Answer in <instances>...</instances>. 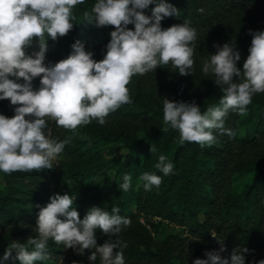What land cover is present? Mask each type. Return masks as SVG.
Returning a JSON list of instances; mask_svg holds the SVG:
<instances>
[{
	"label": "trees",
	"instance_id": "16d2710c",
	"mask_svg": "<svg viewBox=\"0 0 264 264\" xmlns=\"http://www.w3.org/2000/svg\"><path fill=\"white\" fill-rule=\"evenodd\" d=\"M96 2L85 0L73 9V29L56 41L49 38L47 54L54 53L65 59L72 52V44L80 41L86 51L97 56L96 61L104 58L110 33L115 28H98L88 22L87 14ZM160 2L154 0L145 14L150 15L151 9ZM165 2L179 9L181 15L164 17L161 21L163 29L187 21L199 35L209 29L212 22H221L231 13L236 14L235 22L230 28L222 24L215 28L217 34L213 40L205 37L200 52L193 53L192 74L179 75L171 63L145 75L136 74L127 85L131 103L111 113L103 126L96 120L81 126V130L93 135L97 142L123 143L128 151L119 166L121 172L117 169L112 177L106 175L89 182L91 175L109 162L103 161L91 146L83 147L80 138L62 129H56L52 139L63 141L69 136L72 139L60 154L62 158L58 164L52 162L53 169L10 175L0 172L5 180V186L0 187V237L10 244L27 243L28 238L38 237L35 229L40 208L46 206L53 195L67 193L75 200L73 207L81 219L93 206L110 213L113 207L120 209L118 214L131 221L119 235L122 243L127 245L121 250L124 259L133 264H194L198 258L206 259V252L215 251L211 243L194 249L188 247L185 238L177 232H165L170 223L188 227L200 240L217 239L219 233V237L223 234L237 239L242 246L264 251V93L253 96L245 115L229 111L224 118L225 128L233 130L235 137L229 138L227 134L213 130L215 142L211 147H201L195 142L180 144L179 131L163 125L164 97L174 102L195 101L202 113L209 106L219 105L222 93L214 83L215 76L203 73V62L216 53L214 45L223 46L232 41L241 53L237 67L243 70L253 38L250 30L264 31V0ZM128 28L134 30V25H128ZM34 44L39 47L38 41L34 40ZM18 82L23 83V80ZM39 86L40 77H37L33 80L34 90ZM0 114L3 115L2 110ZM48 124L50 126V121ZM153 145L156 147L154 154L150 151ZM160 155L173 164L172 174L164 176L155 168ZM145 172L162 177L158 189L155 186L151 191L144 189L139 177ZM125 174L130 175L132 181L130 189L122 192L118 184L123 183ZM143 216L150 217L148 222L142 219ZM212 228L217 231L215 237L210 233ZM157 233H161V237ZM95 235L98 246L109 239L100 229ZM63 249L62 244L49 240V259L35 264H58ZM29 250H32L31 246ZM91 251L85 250L83 255L74 251L75 264H92L88 259ZM96 264H99V258Z\"/></svg>",
	"mask_w": 264,
	"mask_h": 264
},
{
	"label": "clouds",
	"instance_id": "9594fccd",
	"mask_svg": "<svg viewBox=\"0 0 264 264\" xmlns=\"http://www.w3.org/2000/svg\"><path fill=\"white\" fill-rule=\"evenodd\" d=\"M84 3L85 0H0V100H10L17 106L12 118L0 114V172L10 175L53 169L52 162L72 137L52 139L48 122L73 134L92 120L103 126L111 113L131 103L127 85L134 75H145L169 63L181 76L192 74L196 30L187 21L163 29L164 17L181 15L165 0L152 8L150 15L145 10L154 0H97L87 14L88 22L98 28H115L104 58L94 60L93 53L77 41L67 58L46 66L49 38L56 41L68 34L74 26L73 9ZM128 25H134V30ZM250 35V54L243 70L237 67L241 53L232 41L214 45L216 53L203 62V73L215 76L214 83L222 93L219 105L209 106L202 113L195 101L163 98V125L179 131L180 144L195 142L211 147L215 142L213 130L234 138L235 132L225 128L224 118L229 111L245 115L253 96L264 93V31L250 30ZM34 40L38 41L39 51L27 54ZM37 77L41 78L40 87L34 90L33 80ZM21 79L23 83L18 82ZM150 151L156 152L155 145ZM173 167L164 155L155 164L164 176L172 174ZM139 180L146 191L154 186L158 189L162 183L161 176L150 172L143 173ZM131 181L132 177L125 174L119 189L128 191ZM74 202L67 193L50 197L38 214V237L28 238L27 243L13 242L3 259L19 260L20 264L45 261L49 259L48 241L53 240L79 255L92 250L88 257L92 264L98 258L99 264H125L121 249L127 245L119 235L131 221L118 214V207L110 213L96 206L81 219ZM97 229L109 237L102 246L97 245ZM219 242V251L206 252L207 258H198L194 264H245L243 253L247 248L233 249L229 257H224L221 253L226 248ZM258 264H264V260Z\"/></svg>",
	"mask_w": 264,
	"mask_h": 264
},
{
	"label": "rangeland",
	"instance_id": "374dc122",
	"mask_svg": "<svg viewBox=\"0 0 264 264\" xmlns=\"http://www.w3.org/2000/svg\"><path fill=\"white\" fill-rule=\"evenodd\" d=\"M235 18H236V14L231 13L229 15H227L226 17L223 18V20L221 22L219 21H214L212 22V25L209 29L203 31V34H197L196 35V40L194 41V52H200L201 50V45L203 40L205 39V37L207 38H211V40H213L215 38V34H217V32L215 31V28H219V26L225 25L227 28H230L232 26V24H234L235 22ZM26 51L28 53H32L33 51H39V47H37L35 44L28 47L26 49ZM93 59L97 60V56L93 55ZM60 60H62V56L61 55H57V54H47L46 52V60H45V65L46 66H52L55 63L59 62ZM41 79V78H40ZM40 87V86H39ZM15 107L17 106H13L11 105L10 100H0V110H2L3 115H5L6 117L12 118L15 115ZM52 129V135L55 132L56 129H62L63 128H57L55 123L50 121V126ZM68 132V131H67ZM69 134L77 136L78 138H80L82 140L81 144L83 147H89L91 146L93 150L97 151L101 157L103 161L109 162L106 165H103L101 168H98L97 173H94L93 175H91V178L89 179V182H91L92 180H99L100 178H103L106 175H111V177L114 175V173L116 172V170L118 169V172L122 171V168L119 167L121 162L124 159V154L128 151V149L126 147L123 146V143H121L120 141H95V138L93 135H90L84 131L81 130V127H79L75 134L69 132ZM52 138V137H51ZM62 158V155L59 154V156L57 157L56 160H54L53 162H56V164H58L59 159ZM104 170V171H103ZM68 183L70 182L69 180L67 181ZM5 186V180L2 176V174L0 173V187H4ZM135 208V205H132ZM150 217H146L143 216L142 219L146 222H148V219ZM153 218H157L156 216ZM200 218H204L203 213L200 214ZM166 231H174L177 232L180 236L185 238V242L187 243L188 247L191 248H197V246L203 245L204 243H211L212 244V248L215 251H219V249L221 248V243L219 241L223 242V246L226 248L225 252H222L221 254H223L224 257H229L233 251V249H243V248H247L248 251L244 252L243 255L245 256V264H256L258 263L260 260H264V251H257L255 248L253 247H245L242 246L237 239H233V238H228L226 235H223L219 237V233H218V237L217 239H213V240H200V238H198V236H196L195 233H191L189 228L186 226H182L179 224H175V223H170L166 229ZM210 233L212 235V233L214 235H217V231L215 228H212L210 230ZM160 235L161 237V233H157V236ZM213 236V235H212ZM10 243L8 241H6L5 239H3L2 237H0V264L4 263V262H11V261H15L13 259H8V260H4L3 256L5 251L7 250V248L9 247ZM74 249H63V252L61 254V256L58 259V264H75L77 262V258L74 255ZM125 264H133L130 263L128 260H125Z\"/></svg>",
	"mask_w": 264,
	"mask_h": 264
}]
</instances>
